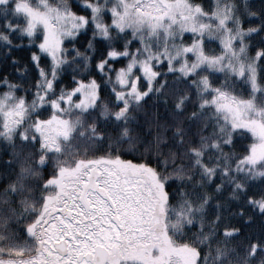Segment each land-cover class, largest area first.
Instances as JSON below:
<instances>
[{
  "label": "snow or ice",
  "instance_id": "6c2138e0",
  "mask_svg": "<svg viewBox=\"0 0 264 264\" xmlns=\"http://www.w3.org/2000/svg\"><path fill=\"white\" fill-rule=\"evenodd\" d=\"M0 264H264V0H0Z\"/></svg>",
  "mask_w": 264,
  "mask_h": 264
}]
</instances>
